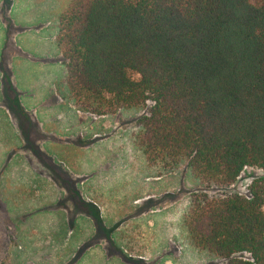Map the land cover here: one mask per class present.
Segmentation results:
<instances>
[{"label": "trees", "instance_id": "obj_1", "mask_svg": "<svg viewBox=\"0 0 264 264\" xmlns=\"http://www.w3.org/2000/svg\"><path fill=\"white\" fill-rule=\"evenodd\" d=\"M55 93L97 116L150 105L133 133L149 166L187 161L227 186L264 170V0H70L56 18ZM249 196L194 194L191 246L264 264V176Z\"/></svg>", "mask_w": 264, "mask_h": 264}, {"label": "rangeland", "instance_id": "obj_2", "mask_svg": "<svg viewBox=\"0 0 264 264\" xmlns=\"http://www.w3.org/2000/svg\"><path fill=\"white\" fill-rule=\"evenodd\" d=\"M69 1L0 0V264H225L191 246L183 214L194 194L249 196L264 170L227 186L187 161L163 171L133 143L149 104L97 116L63 101L54 37Z\"/></svg>", "mask_w": 264, "mask_h": 264}, {"label": "crops", "instance_id": "obj_3", "mask_svg": "<svg viewBox=\"0 0 264 264\" xmlns=\"http://www.w3.org/2000/svg\"><path fill=\"white\" fill-rule=\"evenodd\" d=\"M57 48V47H56ZM56 82V81H55ZM55 84V83H54ZM54 88V87H53ZM141 255L139 254L138 257H140Z\"/></svg>", "mask_w": 264, "mask_h": 264}]
</instances>
